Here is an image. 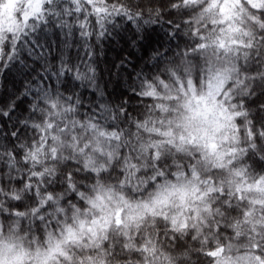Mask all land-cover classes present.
<instances>
[{
    "label": "trees",
    "instance_id": "16d2710c",
    "mask_svg": "<svg viewBox=\"0 0 264 264\" xmlns=\"http://www.w3.org/2000/svg\"><path fill=\"white\" fill-rule=\"evenodd\" d=\"M1 31L0 253L264 264V0H20ZM175 187L196 194L97 222L107 192Z\"/></svg>",
    "mask_w": 264,
    "mask_h": 264
},
{
    "label": "rangeland",
    "instance_id": "374dc122",
    "mask_svg": "<svg viewBox=\"0 0 264 264\" xmlns=\"http://www.w3.org/2000/svg\"><path fill=\"white\" fill-rule=\"evenodd\" d=\"M20 0H8L6 6L0 14V30L6 27V24L10 22L13 17L16 4ZM1 31V32H2ZM197 117L203 119L202 125L203 130L209 128H217L220 115L218 113L213 115V110L207 105L202 106L197 112ZM175 194H180L177 197V203H182L187 201L188 197L195 196L196 190H190L188 188L175 187L173 189H168V191L156 197L153 201L145 202L142 205L132 204L125 201L120 196H115L111 192H107L105 196H101L99 202L96 203L97 208L101 211V217L98 219V223L106 224L108 223L112 216L115 220H121L123 214L126 213L127 217H134L145 211H154L169 202L171 197ZM22 259V253L12 247L8 248L6 251L0 253V264H14ZM219 264H254V258L250 254H243L232 260H223Z\"/></svg>",
    "mask_w": 264,
    "mask_h": 264
}]
</instances>
